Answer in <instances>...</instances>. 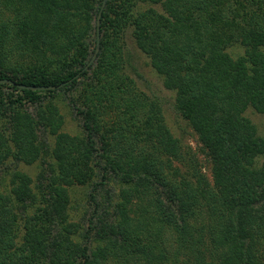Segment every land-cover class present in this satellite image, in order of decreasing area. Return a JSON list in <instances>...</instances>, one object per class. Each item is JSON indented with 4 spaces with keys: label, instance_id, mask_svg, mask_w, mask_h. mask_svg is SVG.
<instances>
[{
    "label": "trees",
    "instance_id": "1",
    "mask_svg": "<svg viewBox=\"0 0 264 264\" xmlns=\"http://www.w3.org/2000/svg\"><path fill=\"white\" fill-rule=\"evenodd\" d=\"M102 4L0 0V80L12 82L0 84V171L54 161L36 181L14 169L0 192V264H264V139L245 116L264 114V0H109L89 65ZM129 30L209 150L213 186L171 172L182 147L125 72ZM62 92L82 135L63 131ZM98 176L122 201L90 228L91 248L75 240L70 189Z\"/></svg>",
    "mask_w": 264,
    "mask_h": 264
},
{
    "label": "rangeland",
    "instance_id": "2",
    "mask_svg": "<svg viewBox=\"0 0 264 264\" xmlns=\"http://www.w3.org/2000/svg\"><path fill=\"white\" fill-rule=\"evenodd\" d=\"M149 8H154L159 13H163L161 6L150 3L140 4L138 9L144 11ZM125 44V72L135 81L141 92L161 103L165 121L173 136L180 141L182 147L181 157L177 161H172L173 168H171V172L176 173L174 177L180 180L188 179L192 169L195 168L213 186L212 156L209 150L200 142L189 123L177 111L175 93L164 87L162 77L151 67L149 58L137 48L131 30L126 33ZM227 52L232 58L236 59L244 55L245 49L240 44H235L228 48ZM55 103L64 118L63 131L72 136L82 135L81 119L69 104L66 94L63 92L58 94L55 97ZM245 116L255 125L258 136L264 139V114L249 108L245 112ZM47 143L52 148L54 139L47 138ZM47 161L54 166L52 158H48ZM259 162L262 163L263 158L259 159ZM48 163L44 165V162L39 161L32 166H27L8 162L0 171V192L10 191L11 173L14 169L18 168L27 173L33 181H36L39 173L47 167ZM100 183L101 178L98 176L86 186H77L70 189V219L79 226V232L75 240L87 244L91 248L96 247L98 239L95 236V231L90 230V228L99 225V221L106 216L105 213L107 211L111 212L115 204L122 201L120 192L123 187L120 184L114 181H108L104 183L105 185H99ZM136 205L137 202L132 204V213H137L139 206Z\"/></svg>",
    "mask_w": 264,
    "mask_h": 264
},
{
    "label": "water",
    "instance_id": "3",
    "mask_svg": "<svg viewBox=\"0 0 264 264\" xmlns=\"http://www.w3.org/2000/svg\"><path fill=\"white\" fill-rule=\"evenodd\" d=\"M109 0H103V4H102V7H101V11L99 13V16H98V20H97V49H96V52H95V55L92 57L89 65H91L95 59H96V56H97V53L99 52V46H100V24H101V15H102V12L103 10L105 9L106 7V4ZM88 67V66H87ZM4 83H7V84H12L11 81L9 80H0V84H4ZM62 86H59V88H61ZM21 89H32L34 91H45L47 89H55V87H51V88H44V87H41V88H35V87H31V88H28L26 86H20Z\"/></svg>",
    "mask_w": 264,
    "mask_h": 264
}]
</instances>
